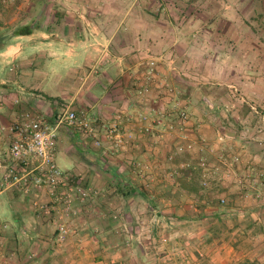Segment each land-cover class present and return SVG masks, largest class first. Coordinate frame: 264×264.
Returning <instances> with one entry per match:
<instances>
[{"label":"crops","instance_id":"1","mask_svg":"<svg viewBox=\"0 0 264 264\" xmlns=\"http://www.w3.org/2000/svg\"><path fill=\"white\" fill-rule=\"evenodd\" d=\"M46 2L50 5V15L45 20H18V24L30 25V28L11 34L7 43L0 46V155L9 149L14 137L11 128L25 112L52 119L68 108L76 113L90 112L100 122H109L116 113H124L131 119H126L121 137L124 150L114 152V145L102 136L105 144L93 145L91 162L77 161L69 172L74 182L89 185L94 191L89 204L76 206L75 214L71 215L74 220L70 216L74 234L71 232L60 239L36 213L23 212L19 206L26 200L21 193L16 200L14 191L0 199V231H4L0 249L6 251L4 257L0 255V264H57L59 260L63 263L73 256L68 254L72 249L75 251L72 264H132L128 259L134 251L137 264H229L237 256V245L242 239H248L251 244L247 254L264 259L254 248L258 245L264 254V215L257 211L262 202L237 194L238 203L225 212H237L241 227L231 226L228 220V227L220 237L209 240L212 225L208 224L209 218L203 217L197 221L201 227L196 236L193 232L196 217L188 212L195 203L194 195L180 190L175 179L171 183L162 177L165 165L161 158L173 152L175 141L160 142L152 134L156 131L154 127L149 134H137L132 122L133 119L138 123V115L145 108L157 111L161 100H155L156 93L144 102L137 99L136 90L144 82L140 76L146 64L156 61L155 69L161 72L166 69L162 59L168 56L171 58L168 65L173 64L177 70L183 66L188 74L210 78L214 68L203 51L212 48L210 38L214 36L222 49L230 51L224 56L226 64L217 70L221 72L222 82L216 86L202 83L206 86L201 99L205 106L222 104L221 111L225 114L217 116L218 112H214L209 117L198 112L193 119L197 127L219 134L225 133L226 123L233 120L239 122L235 121L240 126V136L247 134L246 125L253 121L257 131V121L264 120V78L258 76L264 68L244 66V61L245 55L254 53L264 59V50L258 54L248 48V41H241L237 31L228 29L230 24L226 20H162L160 12L181 13L175 2L165 9L163 0ZM172 21L176 31L171 27ZM213 24L216 28L223 24L224 29L212 32L209 27ZM244 73L248 76L245 80ZM184 82L189 88L190 80L185 78ZM174 85L178 91V84ZM256 131L246 136L248 141L238 138L242 157L234 160L241 163L238 167L242 170L247 163H253L258 169L262 167L258 162L264 158V133L258 136ZM73 132L61 129L58 136L63 138ZM79 138L76 140L82 142ZM251 141L262 146L250 150ZM167 142L169 147L164 146ZM5 166L0 156L2 183ZM177 167L171 163L168 168L174 171ZM223 183L235 191L231 180ZM230 188L226 187L220 196L231 194ZM40 198L47 200L44 195ZM247 205L255 207L248 209ZM216 213L205 209L209 216ZM152 219L156 225L148 235L146 231L151 228L148 225ZM162 222L165 225L159 226ZM214 222L217 226L221 224L218 219ZM163 226V230H158ZM259 230L260 235L251 236ZM7 232L11 234L6 236ZM150 236L153 242L148 243L151 245L148 248L144 239ZM130 239L138 240L139 245ZM147 248L152 250L151 254L145 251ZM179 248L183 254L177 256ZM198 257H203V261Z\"/></svg>","mask_w":264,"mask_h":264},{"label":"rangeland","instance_id":"2","mask_svg":"<svg viewBox=\"0 0 264 264\" xmlns=\"http://www.w3.org/2000/svg\"><path fill=\"white\" fill-rule=\"evenodd\" d=\"M172 1L175 2L174 4H176L178 8H180L181 13L177 10H176L177 15L172 14L167 10L165 11L164 14L160 12V15L162 14L163 16L162 20H189L192 18L193 19L197 18L195 20H206L205 18H207L208 20H226L230 24L228 26V29L229 28L232 29V32L237 31V34L241 36V39H240L241 41L242 40L246 42L248 41L247 42L249 44L248 48H252L253 50L258 51V54H260V52L264 50V7L262 4L264 3V0H172ZM37 2L38 0H0V27H3V32H5L7 35L4 38L3 42H5L7 38L9 39L10 37H12L11 34H13V32L17 30V28L20 27V24H18L19 23L18 20H23V21L24 20H35V19L45 20L44 18H47L48 14L50 15V5H46L47 4L46 0H40L38 3ZM173 2H170L169 0H163V4H162V6H164L163 9L167 8V5H169L170 3L173 4ZM260 16H262L263 19ZM223 26H224L223 24H220L217 26L218 28H216L215 24H213V25H210L209 29L212 32H214V29H215L217 32V30L221 31L222 29H224ZM171 27L172 29L176 31L177 29L176 24L173 21H172ZM203 33L206 34V31ZM257 43L259 45H257ZM219 44L220 42L216 41L215 37L212 36V38H210V46H212V48L203 51V54H207V56L206 55H203V56L208 57V59L211 62L210 67L212 66L214 68L212 69V73H211L212 78L205 77L206 79H203L204 76L200 74L199 75L188 74L187 70L183 66L180 68V70H177L173 64L168 65L171 58L167 56V57H163L162 59L163 63L166 64L165 65L166 69L162 70L161 72H157L158 74L155 73L156 71L155 69L153 75L152 74L149 75V63L153 61L156 64V61L151 60L146 64V67L144 68L140 76L144 79L143 80L144 82H142L141 85L138 86L136 90V96L138 97L137 98L138 100L143 101V102L146 98H154V96H152L153 93L157 94L156 95L157 97L155 98V100H158V94L161 97H163L162 102L164 105L163 104L162 105L163 107H165V110L163 111V114H162L163 117H162L161 122L164 124V127L162 128L164 132L162 133V138L160 137L158 138L157 136L156 138L157 140H160V142L162 141L163 143L164 141L170 140V139L173 140V142L175 141L173 152H167L161 158V162L163 163V166L165 165V168L163 169V174H162L163 179H167L168 182L172 183L173 180L171 179L176 178L175 177L176 169H174L173 171L168 168L170 167V164H171L169 160L174 159L175 161L173 162H178L179 164H181L180 165L181 167L179 166V169H182L183 166H187L188 169L190 168L193 171L192 176L195 177V181L201 184L203 187L207 188V191L205 192L202 191L203 194L206 195L209 192L208 188L213 189L211 191L214 193L213 195L214 199L212 200V202L210 201L208 203L209 204L207 206L208 211L209 212H220L223 215L229 214L225 218L227 220L230 219L229 221H230L231 226L235 227L239 225L241 227L238 221L237 212L235 213L232 211H231L232 213L225 212L226 210H230L231 208H234V206H236V203H238L235 191H233L232 188L227 186L228 189L229 188L230 190L232 189V192H230L232 195H228V196L227 195L220 196V195L225 193V190H226L227 184L223 183L224 180L225 181L231 180L234 186L246 192L245 188H240L237 185V183L235 182V177L233 176L234 173L241 175L242 172L245 170V168L242 170V168H240L241 166L238 167V165L241 163L240 162L239 164L236 163L234 159L235 157H238L240 159L242 157L241 151L238 149L241 145V142H239L238 138L244 137L243 139L248 141V138L246 136H251V134H253V131L254 130L256 131V129L253 127L254 121L252 124L246 125L247 127H249L247 128V130H245L247 134L245 133L246 134L245 136L243 134L240 136L239 134L241 132L240 126L235 123V121L237 120L235 121L233 120L234 122L228 121L226 123L227 130H225V133L223 132L224 134L220 133L221 134L220 135L219 133H216L214 130L210 132L201 126L197 127V121L193 119V117L195 116V113L197 115L198 112L199 113L204 112L209 117H212L214 112H218L216 114L217 116H224L225 114L224 112H222L223 111L222 109L224 108V106L222 107V104L220 105L218 102H216L215 104L212 105V107L210 105L205 106L201 99L202 98L201 92L202 90H204L203 87L206 86V85H203L202 83L210 82V83H207V86H208L211 83L215 85L217 83L222 82L221 72L217 70H219L221 66H224V64H226L227 59H225L224 56L230 51V49L228 48L225 51V49L224 48L222 49L219 46ZM164 50L166 49L164 48ZM247 50L250 51L249 49ZM164 55L166 56V52H164ZM258 59H259V63L257 61ZM262 61H264V59L261 56L256 55L255 53L251 54V56L245 55L244 66L252 64L258 67L263 66L264 68V62ZM213 63H214V66L212 65ZM183 68L186 70V72L185 70L183 71L181 70ZM178 74H180V76H183L181 78H184V79L186 78L188 81L190 80V82H188L191 85V86L189 85L190 89L188 88V89L181 90V91L175 90L176 86L174 85V83L176 82L175 78L178 76ZM258 76H263L262 78H264V72L263 73L259 72ZM244 77H248L246 73L243 74V78ZM243 80H245V78ZM194 87L195 89H193ZM140 90H141V93H139ZM165 94H167L168 96L164 97ZM177 102L179 103V108L187 107V110H188L187 123L184 126V130L179 133L176 132L177 129H175L176 128L175 124H173L174 122L173 119L179 117V114L175 116V114L177 113L174 112V111H177L179 113L178 109H175V103ZM192 107H194V109H190ZM231 109L234 110V107ZM80 112H84L88 114V116H90L91 118L95 117L90 112L87 113L85 111H79L77 113H80ZM146 113L148 114L147 116L149 120L148 121L146 120V124H143L142 118L145 117ZM156 113L157 111H152V110L149 111V110H146L145 108L138 115V123H136L132 119V122L134 124L133 127L135 128V130H137V134H144V133H139L138 129L152 124L153 123L152 121L154 119H157L156 118L157 115L155 117ZM117 114H120L122 118V124H121L120 132H119L120 136L118 137V140H106L107 142H111L114 145V150H115L114 152L116 153L125 149V144L123 140L121 139V137L123 135L124 124L126 122V119L127 118H129V120L131 119L130 117L126 116L124 113H116L114 115L116 116ZM259 121H257V125L259 127L256 131L259 134L258 136L264 133V120L260 119ZM206 125H208V122ZM170 126H173L174 130H169L168 128ZM150 128L152 127L150 126ZM260 130L261 132H259ZM73 133L74 134L69 133L68 135H65L63 138L59 134L58 139H57L55 163L58 169L62 171L63 173H68L70 171H73L74 165L77 163V161L83 160L87 164L91 162L92 160L91 151H93V148H94L93 145L95 147H101L103 144H105L101 140L103 133L100 134L101 135L100 136V140H101L100 146H97L92 139H90L89 137H87V135H85V133H81V132H73ZM149 133H151V131L148 132V134ZM77 137L78 138L80 137L79 139L82 140V142H78V140H76ZM155 142L158 143L159 141H155ZM254 142L251 141V145L250 146L248 145L250 147V150L251 148H255V147L258 148L262 146V145L258 146L256 145V142L255 143ZM169 144L170 143L167 142V144H164V146L167 145L169 147ZM187 144H192L191 149H189V151L191 152V158L190 157L187 158V156L185 155L186 151H184L185 150L184 148H186ZM259 144H262V143L259 142ZM168 147H166L167 150H168ZM180 147L183 148L182 151L179 150ZM258 150H260V148ZM0 156L4 160V163H6L7 168L5 166V171H4L6 173L7 170L9 169L7 152L4 154H1ZM185 162H188V164L185 165ZM201 163H204L206 167L205 168L201 167L199 165ZM258 164H260L262 166L261 168L264 169V158H262V162L261 163L258 162ZM246 165L253 166L256 169V171L261 170L260 172H263L262 171L263 169L261 168L258 169L255 165H253V163L251 164L247 163ZM199 168L202 170L201 172L198 170ZM85 173L87 175L88 172H85ZM171 174H173V177H171ZM228 174L229 176H227ZM191 180L192 179L190 178V181ZM168 182L166 183L168 184V186H170L171 183H168ZM1 184L3 183L0 178V191H1L0 199H3L5 196H8L9 193L11 194V192L15 190V188H6L5 186H1ZM79 186L80 188H82L83 191H85L87 196L84 197L85 198L84 201L80 202L81 204L77 202L75 204L74 209L79 204L80 206L81 205L84 206V204L86 203L89 204L91 202L90 201L92 198L91 196L92 194H94V191L89 189V185H84L81 183ZM248 192L251 193L248 197H245L244 193H241V194L245 198L253 197L254 200L258 201V203L262 202V205L259 206V208H257V211L261 215H264V206H263L264 191L259 193L258 195L259 197H256L257 193L254 190L250 189L248 190ZM216 194H219V197L217 199H215ZM221 199H223L225 202L220 203ZM197 200L198 199L196 198L193 208L189 209L188 211L190 215H193V216L195 215L196 217L195 221L197 224L195 225V229H193L194 230L193 232L194 233L196 232L195 233L196 236H197V232L200 230L198 228L201 227V225L198 224L197 221L198 219L200 220L203 218V217L200 218L202 216V214L200 213L202 212L200 208L201 201L199 200L197 201ZM185 204L186 202L183 204V206ZM247 207L248 209H251L252 207L254 208L255 206L247 205ZM19 208L25 213H30V212L36 213L37 216H39V219L42 220L44 224L52 228L51 222L49 223L46 217H43L39 213L35 212V210L31 207L29 200H26L25 203L19 206ZM71 217H72V220H74L73 216ZM149 219L150 218H147L148 221ZM153 220L154 219H152L151 223H149L148 225L151 227V228H148L146 231L148 235L152 234L153 229H154L153 227L156 225L155 221ZM165 223L168 225V221H166ZM68 225L74 228V226L70 224V218L68 220ZM161 225H165V224L162 222L159 226ZM211 225L212 227L210 229H212L213 226L214 227L217 226L214 220ZM163 228L165 227L164 226L162 228L160 227V229L158 230H163ZM3 232L4 231H0V241H1V236L3 235ZM10 234L11 233L7 232L6 236H9ZM71 236H74V235H71ZM152 239L153 238H151V236L148 239H144V241H146V246L148 248L151 247V245H149L148 243L152 244L153 242ZM130 240L133 244L136 243L135 244L136 246L139 245L138 240H136V242L134 241V239H130ZM237 246H238L237 256L230 263H233L235 261H242L247 258H253L251 257V255L247 254L251 249L250 247L251 244H249L248 239H242L238 243ZM257 246H255L254 248L258 250L257 254L260 255L262 253L261 252L262 250H261V247L259 246L257 247ZM148 248L145 251L151 254L152 250H149ZM74 252L75 251L73 249L70 250V252L68 251L69 256L70 255H73V256L68 257L67 261H64L63 263L59 260L57 261V264H72L71 261L75 260ZM93 252L94 254H97L96 250H94ZM206 252L208 253V250ZM4 253L6 254V251L3 252V249H0V255L2 254V256L4 257L5 256ZM135 254H136V251H134L133 257H131V259H128V261L131 260L132 264H137L136 260H134ZM176 254L177 256L183 254V251L181 250V248H179V250L176 251ZM198 258L201 261H203V257H198Z\"/></svg>","mask_w":264,"mask_h":264},{"label":"built area","instance_id":"3","mask_svg":"<svg viewBox=\"0 0 264 264\" xmlns=\"http://www.w3.org/2000/svg\"><path fill=\"white\" fill-rule=\"evenodd\" d=\"M155 67V62L149 63V75H153ZM175 108L180 110L175 123L176 132L179 133L184 130L188 113L187 107L179 108L178 102ZM147 115L142 118L143 124L149 120ZM162 117V114H157L152 124L138 129L139 133L150 132L151 126L155 128L157 137L162 138ZM121 124L120 114L109 122H100L96 117L91 118L84 112L76 113L68 108L61 110L52 119L25 112L11 128L14 137L7 151L9 169L3 176V186L20 190L35 212L51 222L60 239L71 232L74 234L75 228L68 225V220L74 214L75 204L84 201L87 194L80 188V184L74 182L69 172L63 173L55 163L58 133L61 129L85 133L100 146L101 133L105 140H118ZM168 129L174 130L173 126ZM191 147L192 144H187L184 151ZM182 149L180 147L179 150ZM199 165L206 167L204 163ZM233 176L237 185L246 189L245 197L251 194L248 192L250 189L257 193L256 197L264 191V172L256 171L253 166H246L241 175L234 173ZM42 195L47 200H42Z\"/></svg>","mask_w":264,"mask_h":264},{"label":"trees","instance_id":"4","mask_svg":"<svg viewBox=\"0 0 264 264\" xmlns=\"http://www.w3.org/2000/svg\"><path fill=\"white\" fill-rule=\"evenodd\" d=\"M263 4V7H264V3H262ZM58 16V15H57ZM262 19H263V17L262 16H260ZM30 28V25H20V27L19 28H17V30H15L14 32H13V35L14 34H16V33H19L20 31H22L23 29H29ZM6 29V28H5ZM7 35H6V33L5 32H3V27H0V46H2V45H4L5 43H7V39L5 40V42H3L4 41V38L6 37ZM263 41V40H262ZM1 49V48H0ZM158 71H155V73H157ZM158 74V73H157ZM175 80H176V84H178V91H181V90H185V89H187L188 88V86H187V84H186V82H184V79L183 78H181V77H179V76H177L176 78H175ZM143 81V80H142ZM152 82V81H151ZM186 88H185V87ZM166 96H168L167 94H165L164 95V97H166ZM173 97V96H172ZM162 98L163 97H161L159 94H158V100L159 99H161V100H159L160 101V104L159 105H157V113H156V115L157 114H163V111L165 110V107H163V102H162ZM163 104V105H162ZM175 109H177V108H175ZM179 111V113H180V110H178ZM175 113H177V114H175V116H177L179 113L177 112V111H174ZM187 112H188V110H187ZM156 115H155V117H156ZM178 118V117H177ZM177 118H174L173 120H174V122H173V124H175L176 123V120H177ZM172 124V125H173ZM152 134H154L155 135V137L157 136V132L155 131H153L152 132ZM185 155L187 156V158H191V152L189 151V150H186V153H185ZM189 155V156H188ZM171 163H175L176 165H178L179 163L178 162H173V161H175L174 159H171V160H169ZM188 164V162H185V165H187ZM181 164H179L178 165V167H177V169L175 170V181L178 183L177 185H178V187H179V189L180 190H183L185 193H188V194H191V195H194V197H195V199L197 198L199 201H201V205H200V208H201V210H202V212H200L201 214H202V216L200 217V218H202V217H206L207 219H208V217H210L209 218V222H208V224L210 223V224H212L213 223V220H215V219H218V220H220L221 221V224H220V226H215V227H213L212 229H209V233H210V235H211V237L210 238H208L209 240H211L212 238H217V237H220V235L222 234V231L223 230H226L227 229V227H228V223H227V219L225 218L226 216H224L223 214H221L220 212H218V213H216V214H213V215H211V216H209V215H207V214H205V209L207 208V206L209 205L208 203L211 201L212 202V200L214 199V197H213V195H214V193L211 191V190H213L212 188H208V193L205 195V194H203L202 193V191H207V188H205V187H203L201 184H199L198 182H196L195 181V177L194 176H192V173H193V171L189 168H187V166H183L182 167V169H179V166H180ZM181 167V166H180ZM200 172L202 171L200 168L198 169ZM180 173V174H179ZM171 177H173V174H171ZM190 178L192 179L191 181H190ZM203 184H205V183H203ZM230 184H232L233 185V183L231 182ZM200 186V187H199ZM227 187V186H226ZM236 187V186H235ZM238 189V190H237ZM237 190V191H236ZM14 191V194H13V196H14V198H15V200L16 199H18L19 198V196H20V193H21V191L20 190H17V189H15V190H13ZM235 194L237 195V194H240L241 195V193H244V191L243 190H241V189H239L238 187H236V189H235ZM229 195H232V194H229ZM215 199H217L218 197H219V194H216L215 195ZM25 200H27L26 198H25ZM24 200V201H25ZM197 200V201H198ZM221 200H223V199H221ZM221 200H220V203H221ZM225 202V201H224ZM204 215V216H203ZM222 219V220H221ZM230 220V219H229ZM249 225L250 224H246V226L247 227H249ZM229 231H231V230H229ZM260 233H262L260 230L259 231H256V232H253L252 233V235L251 236H257V235H260ZM208 240V241H209ZM261 252H263V251H261ZM261 256H262V258H264V254L262 253V254H260ZM261 259V258H260ZM258 257H255V258H247V259H245V260H242V261H235V262H233V263H229V264H264V259H262V260H260Z\"/></svg>","mask_w":264,"mask_h":264}]
</instances>
